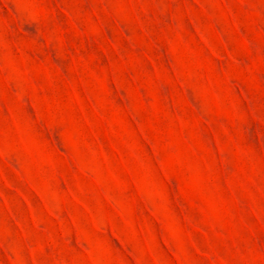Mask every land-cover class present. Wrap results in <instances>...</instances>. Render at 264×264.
I'll return each instance as SVG.
<instances>
[{
    "label": "rangeland",
    "instance_id": "rangeland-1",
    "mask_svg": "<svg viewBox=\"0 0 264 264\" xmlns=\"http://www.w3.org/2000/svg\"><path fill=\"white\" fill-rule=\"evenodd\" d=\"M0 264H264V0H0Z\"/></svg>",
    "mask_w": 264,
    "mask_h": 264
}]
</instances>
